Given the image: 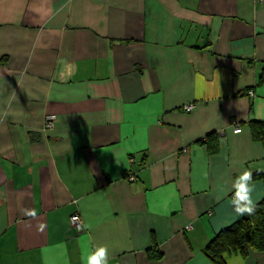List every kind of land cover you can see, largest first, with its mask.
<instances>
[{"label": "crops", "instance_id": "obj_1", "mask_svg": "<svg viewBox=\"0 0 264 264\" xmlns=\"http://www.w3.org/2000/svg\"><path fill=\"white\" fill-rule=\"evenodd\" d=\"M253 121L264 0H0V264H87L101 246L107 264H215L207 244L248 214L234 182L251 172L264 198Z\"/></svg>", "mask_w": 264, "mask_h": 264}, {"label": "trees", "instance_id": "obj_2", "mask_svg": "<svg viewBox=\"0 0 264 264\" xmlns=\"http://www.w3.org/2000/svg\"><path fill=\"white\" fill-rule=\"evenodd\" d=\"M247 94L252 96L253 90L249 89ZM247 124L250 126L252 136L255 139L264 140V126L262 123L253 121ZM131 176L135 180L134 175H130L129 180ZM260 179H262L264 184V176H261ZM248 250L255 252L264 251V198L256 205L255 211L251 215L247 214L220 231L207 244L205 254L215 264H224L222 259L224 253L238 252L245 255Z\"/></svg>", "mask_w": 264, "mask_h": 264}, {"label": "clouds", "instance_id": "obj_3", "mask_svg": "<svg viewBox=\"0 0 264 264\" xmlns=\"http://www.w3.org/2000/svg\"><path fill=\"white\" fill-rule=\"evenodd\" d=\"M239 130H237V134ZM251 172L244 171L239 178L234 182L233 187L235 188L234 199L232 204L234 205V210L237 214L243 215L248 213L251 215L255 211V204L253 203L250 193L252 188L249 187L248 181L251 180ZM25 215L35 217L36 211L34 209L25 210ZM73 219H77L73 217ZM45 225L43 223L38 225V230L43 231ZM108 250L106 247H98L95 252H93L87 259V264H107Z\"/></svg>", "mask_w": 264, "mask_h": 264}, {"label": "built area", "instance_id": "obj_4", "mask_svg": "<svg viewBox=\"0 0 264 264\" xmlns=\"http://www.w3.org/2000/svg\"><path fill=\"white\" fill-rule=\"evenodd\" d=\"M192 109H193V104H187L183 107V110L185 112H189ZM54 120H55V117L53 115L46 116L44 119V128L51 129L53 127ZM231 128H232L233 133L235 134H237V130H239V133L241 132V128L239 124L235 121L231 123ZM185 151L186 150H183V152ZM130 162H133V160L131 159ZM130 180H134V177L131 176ZM73 217H76L77 219L74 220ZM70 223L75 228L76 232H81L83 230V221L78 214H72L70 216Z\"/></svg>", "mask_w": 264, "mask_h": 264}]
</instances>
